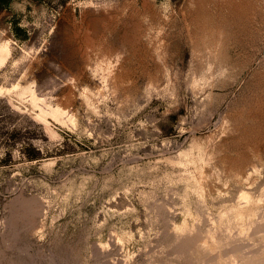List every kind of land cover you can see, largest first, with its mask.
<instances>
[{"label":"rangeland","instance_id":"374dc122","mask_svg":"<svg viewBox=\"0 0 264 264\" xmlns=\"http://www.w3.org/2000/svg\"><path fill=\"white\" fill-rule=\"evenodd\" d=\"M198 1L0 0V264H182L198 208L223 220L242 187L261 199L264 0L244 47H193L214 15Z\"/></svg>","mask_w":264,"mask_h":264},{"label":"bare ground","instance_id":"6f19581e","mask_svg":"<svg viewBox=\"0 0 264 264\" xmlns=\"http://www.w3.org/2000/svg\"><path fill=\"white\" fill-rule=\"evenodd\" d=\"M200 1V0H199ZM199 1L197 3H195V9L197 8H203L204 5H202L201 3H199ZM203 1V0H201ZM209 2H212L211 4L213 5V13L214 15H211L210 12H207V8L206 12L209 14L206 15L208 17H213V19L210 21H208V25H198V29H200V31H198L199 35L194 36L195 34H193V38L188 36L186 39L187 41L189 40L190 42L192 41V39H194V42H191V45L193 47H200L203 46V44L205 45V40L207 38V40L211 37V42L213 41V36H215V34L217 35L218 33H220L223 37L224 40H232V42L235 44H238L239 47H244L245 44L247 45L246 41L247 38L251 35H254V24H256L255 22V18L257 17L258 13L256 11H262V8L260 6V10H254V7H258L257 5L254 6V2L255 0H208ZM253 1V2H252ZM258 1V0H257ZM262 1V0H261ZM196 2V1H195ZM205 2V0H204ZM208 2V3H209ZM251 3L253 4L252 6L254 7H250ZM258 4L261 3L260 1L257 2ZM256 3V4H257ZM264 3V2H263ZM208 5V4H207ZM251 8H249L248 7ZM211 9V8H210ZM198 10V9H197ZM209 10V9H208ZM264 10V9H263ZM216 11V13H215ZM264 14V11L262 12ZM206 14V13H205ZM261 14V12H259V15ZM200 15H198L199 17ZM203 16V15H202ZM201 17V16H200ZM262 18V17H260ZM203 19V18H202ZM258 20H259V16H258ZM258 20H257V24L258 25ZM199 21V20H198ZM191 22V21H190ZM195 22V21H194ZM200 22V21H199ZM198 22V23H199ZM202 22V21H201ZM200 22V23H201ZM204 22H206V20H204ZM197 23V22H196ZM197 23V24H198ZM203 23V22H202ZM207 23V22H206ZM260 24L262 25V30H264V19L262 21H260ZM185 25V24H184ZM254 25V26H253ZM260 25V26H261ZM187 27V26H186ZM197 27V26H196ZM188 28V27H187ZM257 28V27H256ZM259 25H258V29H259ZM186 29V28H185ZM259 29V30H261ZM186 31V30H185ZM258 33V31H256V34ZM204 35V37L200 36ZM219 34V35H220ZM249 34V36H248ZM263 34V33H262ZM119 35V34H118ZM260 35V32H259ZM259 35H257V37H259ZM264 36V35H263ZM262 36V37H263ZM127 37V36H126ZM261 37V36H260ZM191 38V39H190ZM254 38V37H253ZM123 39V38H122ZM249 39V38H248ZM130 40V39H129ZM136 40V39H135ZM218 40V39H217ZM255 40V39H254ZM261 40V38L259 39ZM132 41V40H131ZM227 41V42H228ZM122 42V41H121ZM128 42V41H127ZM218 42V41H217ZM258 42V41H257ZM208 43V42H207ZM222 43V41H221ZM249 43V40H248ZM209 44V43H208ZM218 44V43H217ZM257 44V43H256ZM255 43L253 45H256ZM224 45H226V42L224 43ZM123 46V45H122ZM206 46V45H205ZM222 46V44H221ZM227 46V45H226ZM232 46L234 47V45L232 44ZM237 46V47H238ZM251 46V45H250ZM263 48L262 50H260L258 47H254L252 46L253 50L251 49V51H253V54H255L256 52L263 58L264 57V37L262 38V45ZM224 47V46H223ZM230 47H231V43H230ZM260 47V46H259ZM226 48V47H225ZM248 48V47H247ZM221 49V48H220ZM237 49V48H236ZM207 50V49H206ZM233 50V49H232ZM244 50V48L242 49ZM118 51V50H117ZM226 51V50H225ZM123 53V52H122ZM114 54V53H113ZM236 54V53H235ZM241 54V53H240ZM252 54V53H251ZM10 55V49L8 46V40H4L2 42H0V67L4 65V63L8 60ZM245 56V54H243ZM242 55V56H243ZM256 55V54H255ZM223 56V55H222ZM236 56V55H234ZM111 57V56H110ZM123 57V56H122ZM211 57V56H210ZM214 57V56H212ZM226 57L227 56H223ZM241 57V56H240ZM239 57V58H240ZM247 57V56H246ZM250 57H252L250 55ZM229 58V56H228ZM242 58V57H241ZM217 59V58H216ZM243 59H247V58H243ZM98 60V59H97ZM108 60V59H107ZM243 60V62L245 61ZM257 60V59H256ZM110 61V60H109ZM213 61V60H212ZM224 61V60H223ZM226 61V60H225ZM261 61V60H260ZM227 62H230L227 61ZM113 63V62H112ZM232 63V61H231ZM264 63V62H263ZM191 64V63H190ZM210 64V63H209ZM223 64V63H222ZM237 64V63H236ZM241 64V61L240 63ZM110 65V64H108ZM218 65V64H217ZM220 65V64H219ZM224 65V64H223ZM107 66V65H105ZM220 67V66H219ZM225 67V66H224ZM223 67V68H224ZM239 67V66H238ZM194 68V67H193ZM221 68V67H220ZM244 68V67H243ZM257 68V67H256ZM112 69V68H109ZM203 69V68H202ZM226 69V68H225ZM252 69V68H251ZM100 70V69H99ZM210 70V69H209ZM220 70V69H219ZM112 71V70H110ZM221 71V70H220ZM223 71V70H222ZM261 71V70H260ZM94 72V71H93ZM109 72V71H108ZM107 72V73H108ZM202 72V71H201ZM216 72L219 73V71L217 70ZM256 72V71H255ZM258 72V71H257ZM262 72V71H261ZM111 73V72H109ZM122 73V72H121ZM218 73H216L218 75ZM207 74V73H205ZM223 74V73H222ZM227 74V73H226ZM257 74V73H256ZM259 74V73H258ZM257 74V76H258ZM108 75V74H107ZM199 75V74H198ZM203 75V74H202ZM213 75V73H212ZM211 75V76H212ZM111 76V74L109 75ZM221 76V75H220ZM255 76V75H254ZM215 77V75H214ZM211 78V77H208ZM207 78V79H208ZM229 78V76H228ZM259 78V77H258ZM263 78V77H262ZM206 79V77H205ZM227 79V78H226ZM198 80V79H197ZM202 80V79H201ZM218 80V79H217ZM200 81V80H199ZM249 83V82H248ZM32 84V83H31ZM30 85H28L26 88H19V90L17 89V94L23 95V94H30L31 96V102H33V104L37 101V97L34 95V93L32 92V90L29 87ZM16 87V86H15ZM17 88V87H16ZM11 91V90H8ZM253 91V90H252ZM12 92V91H11ZM13 93V92H12ZM15 93V94H16ZM53 93V92H52ZM244 93V92H243ZM14 94V95H15ZM264 94V93H263ZM245 95V94H244ZM247 96V94H246ZM255 96V95H254ZM19 97V96H18ZM26 97V96H25ZM11 98V97H10ZM24 98V97H23ZM245 99V98H244ZM15 100V99H14ZM17 100V99H16ZM243 100V98L241 99ZM41 102V101H40ZM234 102V101H233ZM247 102V101H245ZM244 102V103H245ZM46 103V102H45ZM248 104V103H247ZM251 105V104H250ZM33 105H31L32 107ZM48 106V105H46ZM45 106V108H47ZM234 106V105H233ZM249 106V105H248ZM37 107V106H36ZM31 109V108H30ZM24 111V110H23ZM29 112V111H28ZM66 112V111H65ZM65 112L63 111V109H61L60 107H55V108H48L47 110H39V117L44 119V117L46 115H50L52 117H54L55 119H61L63 117V115L65 114ZM244 112V111H243ZM254 113V112H253ZM234 114V113H233ZM240 114V113H239ZM37 115V116H38ZM33 116V115H32ZM252 116V115H251ZM72 116H69L68 118H70V120ZM236 118V117H235ZM245 118V117H244ZM248 118V117H247ZM253 118V117H252ZM45 120V119H44ZM65 120V119H64ZM67 120V117H66ZM65 120V122H66ZM69 120V119H68ZM69 120V122H70ZM240 120V119H239ZM244 120V119H243ZM73 122L75 120H72ZM242 120H240L241 122ZM63 122V121H62ZM61 122V123H62ZM68 122V121H67ZM239 122V121H238ZM72 123V122H71ZM246 125V124H245ZM64 126V125H63ZM236 126V125H235ZM241 126V125H238ZM242 132V131H241ZM246 132V131H245ZM254 132V131H253ZM242 141V140H241ZM255 142V141H254ZM192 146V145H191ZM193 149V148H192ZM193 151L190 150L188 155L185 158V161L187 160L188 162H190L191 164L193 163L194 165L197 163V157L195 156V154H191ZM194 153V152H193ZM212 154V153H211ZM197 155V154H196ZM230 159V157H229ZM224 162V161H223ZM189 163V164H190ZM232 164V163H231ZM238 164V163H237ZM235 166V165H234ZM240 166V165H239ZM238 166V168H239ZM222 167V166H221ZM241 167V166H240ZM250 167V166H249ZM235 168V167H234ZM242 168V167H241ZM250 169V168H249ZM218 170H222L221 168ZM234 170V169H233ZM238 170V169H237ZM254 170V169H253ZM256 170V169H255ZM254 170V172H255ZM225 171V170H223ZM251 171V170H249ZM233 172V171H232ZM235 172H237L235 170ZM240 172V171H238ZM253 172V173H254ZM259 171L257 170V173ZM219 173V172H218ZM226 173V172H225ZM230 173V172H228ZM234 173V172H233ZM241 173V172H240ZM249 173V172H247ZM252 173V174H253ZM232 174V173H231ZM229 174V175H231ZM236 174V173H235ZM233 174V175H235ZM239 174V173H238ZM250 174V173H249ZM219 175V174H218ZM231 175V178L232 176ZM251 175V174H250ZM255 175V174H254ZM220 176V175H219ZM225 176V175H224ZM238 176V175H237ZM237 176H233V179L236 178ZM242 176V175H241ZM239 175V177H241ZM245 176V175H244ZM247 177H245V179H243V182H246L245 180L249 179L250 176L246 175ZM221 178V176H220ZM226 178V177H224ZM223 178V179H224ZM229 176V179H231ZM218 179V177H217ZM222 179V178H221ZM186 180V179H185ZM219 180V179H218ZM227 179H225L226 182ZM237 180V179H236ZM240 180V179H238ZM237 180V181H238ZM193 181V180H192ZM195 181V180H194ZM222 181V180H220ZM224 181V180H223ZM222 181V182H223ZM232 181V179L230 180ZM242 181V180H241ZM252 181V180H251ZM219 182V181H218ZM221 182V183H222ZM240 182V181H239ZM253 182V181H252ZM185 183V182H184ZM196 183V182H195ZM242 183V182H241ZM194 184V183H193ZM224 184V182H223ZM226 184V183H225ZM235 184V183H234ZM252 184V183H251ZM249 186H252V185ZM189 183L186 182V184L183 186L186 189L189 187ZM197 185V184H195ZM194 185V186H195ZM240 185V184H239ZM247 185V184H246ZM192 186V185H190ZM192 186V187H194ZM225 187V185H223ZM263 186V185H262ZM195 187H198L195 186ZM222 187V185H221ZM248 187V186H247ZM191 188V187H190ZM220 188V186H219ZM264 188V187H263ZM184 189V188H183ZM182 189V190H183ZM198 189V188H196ZM218 189V188H217ZM189 190V189H188ZM192 190V188H191ZM200 190V189H199ZM250 190V189H249ZM262 189H260L261 191ZM197 191V190H195ZM218 191V190H217ZM216 191V192H217ZM221 191V190H220ZM218 191V192H220ZM246 191V190H245ZM243 190L239 189V192L237 194V202L232 205L231 207H229V211H228V215L222 220V219H211V217H209L206 213V210L208 209L207 205H203L201 208H198L197 211V222L194 225H187L186 222H183L181 226H178L177 229H179L181 231V234L178 235V239L180 238L183 239L182 244H180V250L177 248H175V256L174 259L178 258V259H182L183 258V263L182 264H264V205L262 206L261 204V200L264 201V190L261 191V199L260 197L257 198L252 196H249L248 193H246ZM198 192V191H197ZM200 192V191H199ZM215 192V193H216ZM221 193V192H220ZM260 193V192H259ZM200 195H202L201 193H198ZM253 194V193H252ZM217 195V193H216ZM235 195V194H234ZM219 196V195H218ZM228 196V195H227ZM260 196V195H259ZM217 197V196H216ZM223 198V197H222ZM231 198V196L229 197ZM236 198V197H235ZM234 198V199H235ZM263 198V199H262ZM215 199V198H214ZM224 200V199H223ZM229 200V199H228ZM231 200V199H230ZM225 201V200H224ZM212 202V201H211ZM216 202V201H214ZM227 202V201H226ZM232 202V200H231ZM217 203V202H216ZM222 203V202H220ZM212 204V203H211ZM219 204V203H217ZM231 204V203H230ZM215 205V204H214ZM221 205V204H220ZM197 207V205H196ZM160 208V207H159ZM184 208V207H183ZM160 210V209H159ZM189 210V209H188ZM156 212V211H155ZM185 215V214H184ZM206 216L209 217V221L208 218L206 219ZM192 217V216H191ZM209 222H208V221ZM180 225V224H179ZM125 236V235H124ZM119 238V237H118ZM122 241V237L118 239V242ZM175 244V243H174ZM119 245V243H118ZM153 248V247H152ZM172 248V247H170ZM153 250V249H152ZM169 250V249H167ZM173 250V249H172ZM173 250V251H174ZM157 251V250H156ZM180 251V252H177ZM153 252V251H151ZM171 254V252H170ZM170 256V255H169ZM158 257V256H157ZM172 257V256H171ZM167 258V257H166ZM170 258V257H169ZM173 259V258H172ZM171 259V260H172ZM177 259V260H178ZM112 260V259H110ZM163 260V259H162ZM169 260V259H168ZM157 261V260H156ZM104 262V261H103ZM152 262H155L152 261ZM159 262V261H157ZM164 262V261H163ZM177 263V261L174 260V263ZM12 263V262H10ZM173 263V262H172Z\"/></svg>","mask_w":264,"mask_h":264}]
</instances>
